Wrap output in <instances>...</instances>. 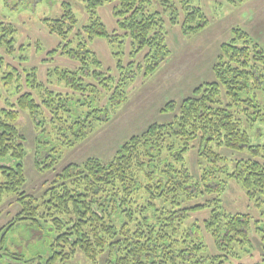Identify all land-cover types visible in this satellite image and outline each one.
Listing matches in <instances>:
<instances>
[{
    "label": "trees",
    "instance_id": "16d2710c",
    "mask_svg": "<svg viewBox=\"0 0 264 264\" xmlns=\"http://www.w3.org/2000/svg\"><path fill=\"white\" fill-rule=\"evenodd\" d=\"M158 1L164 13L150 9L152 0H83L88 22L79 27L70 4L64 3L60 17L43 19L60 39L49 55H62L77 65L50 67L47 83L40 80L37 66H26L21 74L6 61L2 50L14 55L18 41L16 29L0 22V96L12 86L16 97L0 107V206L7 196H14L20 206L0 228V264H227L240 258L236 246L251 252V216L228 213L220 198L227 180L233 179L250 199L264 202V140L252 144L242 127L248 118L255 138L263 135H258L256 124L264 121L257 100V93L264 91V49L239 27L221 45L213 65L216 80L196 87L172 121L153 123L132 136L108 162L89 157L66 165L41 197L22 189L26 148L17 127L22 110L38 128L62 124L58 130L73 135L65 143L75 146L109 120L111 108L128 99V88L139 72L153 73L169 56L163 14L178 24L183 11L181 27L187 35L208 24L192 0ZM115 2L113 15L123 33L110 32L99 13L101 6ZM95 38L106 39L112 47L119 77L104 69L91 47ZM128 39L132 60L125 65L115 44ZM145 49L143 62L134 60ZM18 58L28 61L29 54ZM52 84L67 90L53 89ZM176 106L169 101L162 112ZM196 141L199 155L213 163L199 179L183 164ZM223 147L247 149L250 157L234 161L228 172L227 166H218L226 158L214 150ZM203 195L210 197L191 204ZM207 209L210 215L202 229L190 220L191 214ZM204 231L212 237L215 252L209 250Z\"/></svg>",
    "mask_w": 264,
    "mask_h": 264
},
{
    "label": "rangeland",
    "instance_id": "374dc122",
    "mask_svg": "<svg viewBox=\"0 0 264 264\" xmlns=\"http://www.w3.org/2000/svg\"><path fill=\"white\" fill-rule=\"evenodd\" d=\"M64 3H69L73 13L78 19V27L87 23V13L83 0H0V22L10 24L16 29L17 51L14 55H8L4 50L6 61L21 74L26 66H37L38 75L43 82L48 81V70L57 65L76 67L77 63L62 55H49V52L57 48L60 39L49 32L43 23L44 18H58L64 11ZM191 3L201 7L208 19V24L203 29L185 34L181 27L184 13L179 15L180 23L172 24L169 14H163L164 27L167 32L166 44L170 50L169 56L151 74L144 75L139 72L134 82L128 88V99L111 108L109 120L103 122L93 134L86 140L69 146L65 142L73 135L60 132L58 123H48L43 128L36 127L35 120L27 111H21L17 127L25 136L26 156L24 167L26 183L22 188L29 194L41 197L49 186V183L70 163H82L89 157H95L103 162H108L115 156L119 147L134 135L142 134L153 123L172 121L179 112L181 102L194 95V90L199 85L216 80L213 65L221 53V45L229 41L233 35V29H244L252 39L264 49V0H247L243 3L231 4L227 0H192ZM115 3H108L99 8L103 22L110 32L117 30V19L113 15ZM152 11L159 10L164 13V6L158 0H152ZM25 45V51L20 46ZM116 50L121 51V59L125 65L131 60L129 54L131 44L129 39L125 43L115 44ZM91 47L99 56L105 70L119 77L117 58L113 55L112 47L104 38H95ZM147 49L137 54L134 58L137 62H143ZM29 54L28 61H21L19 54ZM62 86V85H60ZM59 85H50L53 89L67 90ZM14 87L4 89L0 96V107L6 106V100H15L11 93ZM8 91V92H7ZM257 100L264 110V91L257 93ZM169 101L176 102L175 110L162 112V108ZM102 102H107V97ZM102 103V104H103ZM86 109V108H84ZM47 116L50 115L45 111ZM257 133L261 138H255L251 123L244 118L242 127L251 135V143L256 144L264 140V121L258 122ZM62 127H64L62 125ZM191 149L184 155V166L191 172L194 179H199L212 162L199 155V142L191 143ZM214 150L219 152L225 160L219 162V167L227 166V171L233 170L234 161L249 158L247 149L221 148ZM165 151H163L164 158ZM49 160H55L50 168L41 169ZM222 179L225 174L220 173ZM227 187L222 196V205L228 213H244L251 216L249 238L251 240V252H247L242 245L236 246V252L240 258L231 259L227 264H264V202L258 204L256 199H250L233 180H227ZM210 196H200L191 204L205 202ZM208 198V199H207ZM261 199V197H260ZM20 206L14 196H7L0 206V228L19 211ZM210 215L207 209L191 214V221H196L202 229L203 221ZM258 228V229H257ZM208 248L215 252L214 241L209 233L205 232ZM16 241L11 240L14 244ZM21 242V238H18ZM240 244V243H239ZM250 249V248H249Z\"/></svg>",
    "mask_w": 264,
    "mask_h": 264
}]
</instances>
